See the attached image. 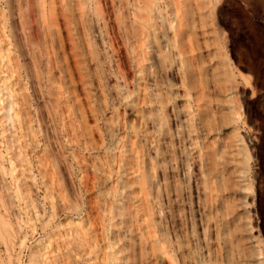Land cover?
<instances>
[{
	"label": "rangeland",
	"instance_id": "374dc122",
	"mask_svg": "<svg viewBox=\"0 0 264 264\" xmlns=\"http://www.w3.org/2000/svg\"><path fill=\"white\" fill-rule=\"evenodd\" d=\"M249 245L264 0H0V264H244Z\"/></svg>",
	"mask_w": 264,
	"mask_h": 264
},
{
	"label": "bare ground",
	"instance_id": "6f19581e",
	"mask_svg": "<svg viewBox=\"0 0 264 264\" xmlns=\"http://www.w3.org/2000/svg\"><path fill=\"white\" fill-rule=\"evenodd\" d=\"M188 14H191V12L190 11H188ZM168 26H170V25H168ZM181 31V30H180ZM181 33L182 32H176V36L178 35V38H180V40H179V42H181V44H182V42H183V39L181 38L182 37V35H181ZM171 34V33H170ZM170 40V38L168 37L167 38V42H166V44L169 46V48L170 47H172L171 46V41H169ZM159 43V42H158ZM164 44V43H163ZM166 45V46H167ZM162 48V47H161ZM166 48V47H165ZM165 48H163V49H165ZM159 52H161V51H158V53ZM162 55V54H161ZM164 59H166L165 57H163ZM191 72H189L188 74H190ZM191 78H193V76L191 77ZM193 86L195 85L194 83L192 84ZM144 87H146V86H144ZM160 102H162V101H158V103H160ZM219 166H220V163H219ZM219 168V167H218ZM216 170H217V168H216ZM218 172V171H217ZM146 181V180H145ZM144 183V182H143ZM147 183L145 182V184L144 185H146ZM143 185V184H142ZM149 185V184H148ZM147 186V185H146ZM156 186V185H155ZM145 188H147V187H145ZM211 191V190H210ZM257 233V230H256V228L254 227V223H253V221L251 222V226H250V229L247 231V238H248V240L250 241V242H253L254 240H255V242H257V237H255V234ZM209 235V234H208ZM161 236H162V238L161 239H159L158 241H155L154 242V244L152 245V250H154L155 252H162L163 254H165L166 252H165V242H163L162 241V239H163V237H165L166 238V235L164 234V233H162L161 234ZM156 238V237H155ZM257 245H259V243L257 242ZM255 245H249L246 249L250 252V255H249V259L247 258V259H244V260H248L249 262H247V263H244V264H264V248H260V246H255ZM246 247V246H245ZM256 247H259V249L258 248H256ZM140 248H141V246H140ZM234 252L235 253H238V254H245V252H244V249L242 248H240V242H237V244H236V248L234 247V249L232 250V253L234 254ZM169 258H167V259H169L170 261H174V257H172V256H168ZM216 257V256H215ZM251 261V262H250ZM113 262V261H112Z\"/></svg>",
	"mask_w": 264,
	"mask_h": 264
}]
</instances>
